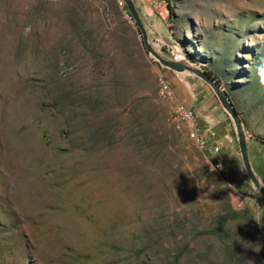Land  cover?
Returning a JSON list of instances; mask_svg holds the SVG:
<instances>
[{
  "label": "rangeland",
  "instance_id": "obj_1",
  "mask_svg": "<svg viewBox=\"0 0 264 264\" xmlns=\"http://www.w3.org/2000/svg\"><path fill=\"white\" fill-rule=\"evenodd\" d=\"M0 0V264H264V0ZM161 72L196 110L173 126ZM216 148V149H214Z\"/></svg>",
  "mask_w": 264,
  "mask_h": 264
},
{
  "label": "water",
  "instance_id": "obj_2",
  "mask_svg": "<svg viewBox=\"0 0 264 264\" xmlns=\"http://www.w3.org/2000/svg\"><path fill=\"white\" fill-rule=\"evenodd\" d=\"M127 4V8L130 11L131 15L133 16V20L135 21L139 32L141 33L142 41L144 46L147 49H150L149 44L146 42V34L144 27L142 25L141 20L139 19L138 13L136 11L135 2L134 0H124ZM158 60L165 66L174 69L176 71H179L181 69H185L187 71H191L195 73L197 76H199L202 80L207 82L209 85H211L213 92L215 93L216 97L219 99L221 104H223V107L226 109L227 113L230 115L234 127H235V134H236V141L238 146V151L242 160L243 167L246 169V173L253 183V185L256 187V189L262 194L264 197V187L262 184L258 181L256 176L253 173V169L250 166L248 155H247V149H246V141H245V135H244V128L242 126V121L240 120V117L236 113L234 106L232 105L230 99L227 96L226 90L215 81L213 77L208 75L205 71L200 70L197 67H192L186 63H183V61H178L174 59H163L160 56H158L156 53H154Z\"/></svg>",
  "mask_w": 264,
  "mask_h": 264
},
{
  "label": "built area",
  "instance_id": "obj_3",
  "mask_svg": "<svg viewBox=\"0 0 264 264\" xmlns=\"http://www.w3.org/2000/svg\"><path fill=\"white\" fill-rule=\"evenodd\" d=\"M157 93L163 98L168 105V116L177 128H184L190 137L198 145H203L206 142V137L200 133V126L196 121V110L190 104H187L182 98L175 94L174 86L163 73L159 72L156 76ZM216 149V148H214Z\"/></svg>",
  "mask_w": 264,
  "mask_h": 264
},
{
  "label": "clouds",
  "instance_id": "obj_4",
  "mask_svg": "<svg viewBox=\"0 0 264 264\" xmlns=\"http://www.w3.org/2000/svg\"><path fill=\"white\" fill-rule=\"evenodd\" d=\"M260 79H261V83H264V69H261L260 71Z\"/></svg>",
  "mask_w": 264,
  "mask_h": 264
},
{
  "label": "trees",
  "instance_id": "obj_5",
  "mask_svg": "<svg viewBox=\"0 0 264 264\" xmlns=\"http://www.w3.org/2000/svg\"><path fill=\"white\" fill-rule=\"evenodd\" d=\"M208 75H210L211 77H213V75L209 72V71H206V70H204ZM214 78V77H213ZM215 79V81H217V79L216 78H214ZM235 109V108H234ZM236 111V110H235ZM237 113V112H236Z\"/></svg>",
  "mask_w": 264,
  "mask_h": 264
},
{
  "label": "crops",
  "instance_id": "obj_6",
  "mask_svg": "<svg viewBox=\"0 0 264 264\" xmlns=\"http://www.w3.org/2000/svg\"><path fill=\"white\" fill-rule=\"evenodd\" d=\"M140 1V0H139ZM142 1V0H141ZM134 2L137 4L138 3V0H134ZM143 2H144V0H143ZM165 77H166V75H165ZM167 78V77H166ZM205 136V135H204ZM208 137L206 136V139H207ZM206 142H207V140H206Z\"/></svg>",
  "mask_w": 264,
  "mask_h": 264
}]
</instances>
